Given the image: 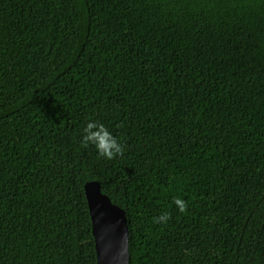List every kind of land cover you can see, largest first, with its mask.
Listing matches in <instances>:
<instances>
[{"label":"trees","instance_id":"trees-1","mask_svg":"<svg viewBox=\"0 0 264 264\" xmlns=\"http://www.w3.org/2000/svg\"><path fill=\"white\" fill-rule=\"evenodd\" d=\"M89 181L128 264H264V0H0V264H97Z\"/></svg>","mask_w":264,"mask_h":264},{"label":"water","instance_id":"water-1","mask_svg":"<svg viewBox=\"0 0 264 264\" xmlns=\"http://www.w3.org/2000/svg\"><path fill=\"white\" fill-rule=\"evenodd\" d=\"M97 264H128V225L124 211L101 192L97 181L83 186Z\"/></svg>","mask_w":264,"mask_h":264},{"label":"clouds","instance_id":"clouds-1","mask_svg":"<svg viewBox=\"0 0 264 264\" xmlns=\"http://www.w3.org/2000/svg\"><path fill=\"white\" fill-rule=\"evenodd\" d=\"M82 141L85 145L91 144L95 147L97 154L106 159H113L115 156L122 155V145L117 141L116 137L102 123L97 121H89L83 129ZM174 203L180 212L186 210V204L181 199H175ZM167 219V216L157 218L158 222Z\"/></svg>","mask_w":264,"mask_h":264}]
</instances>
